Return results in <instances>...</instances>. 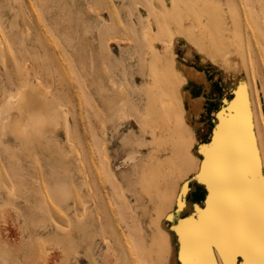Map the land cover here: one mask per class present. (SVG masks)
Instances as JSON below:
<instances>
[{
	"label": "rangeland",
	"instance_id": "374dc122",
	"mask_svg": "<svg viewBox=\"0 0 264 264\" xmlns=\"http://www.w3.org/2000/svg\"><path fill=\"white\" fill-rule=\"evenodd\" d=\"M195 26L201 40L213 32L224 40L232 65L211 62L190 44ZM182 27L185 37L172 35ZM166 31L175 35L174 69L203 74L211 112L223 107L218 98L229 100L251 81L264 142V0H0V109L11 98V109L0 112V264H158L156 228L168 204H156L146 177L170 166L160 103L171 89ZM30 84L48 91L34 88L50 105L41 117L28 112L40 117L37 125L13 106ZM106 95L124 96L115 101L119 118L104 115ZM215 116L190 119L201 145L212 142ZM161 194L173 195L167 187ZM49 216L64 233H77L73 242L58 241Z\"/></svg>",
	"mask_w": 264,
	"mask_h": 264
},
{
	"label": "bare ground",
	"instance_id": "6f19581e",
	"mask_svg": "<svg viewBox=\"0 0 264 264\" xmlns=\"http://www.w3.org/2000/svg\"><path fill=\"white\" fill-rule=\"evenodd\" d=\"M181 18L178 19L182 23L184 18ZM176 20L171 21L174 23L173 27H181L183 23L178 25V20ZM169 28L171 30V26ZM182 29L184 27L179 31L174 29L176 32L171 33L178 36ZM196 30H198L196 26L191 32L186 30L188 33L187 39L191 45L210 59L211 62L219 65L222 62L226 65H232L227 55L235 54H230V48L224 44L223 39L222 41L218 40L216 34V41L214 32H210L212 35L210 34L211 36H209L208 34V37H211V40L207 36L201 40L193 34ZM169 31H166L168 38L164 40L167 45L164 68L166 70L167 87L174 91L171 89L169 92L167 91L168 93H165V96H168L166 98L167 101L163 102L160 100V103L162 102L167 135L170 138L171 151L168 156L170 166L164 168L165 173L161 176L157 172L150 170L146 177L148 192H150L149 194H151L156 204L159 205L162 202L168 204L163 208L162 213L165 216L160 218L161 220L156 228L162 242V246L158 247L159 259L157 260L159 262H156L158 264H202V262L228 264L225 260V256L229 254V249L226 245L232 244L243 247L247 255L233 256L231 264H259L260 248L262 242H264V233H262L261 228L259 190L260 179L264 177V142L262 140V130H260L262 124L261 114L253 84L251 81H244L232 92V98L229 100L222 99V97L218 98L219 102L223 103V107L220 112L213 110L211 113L213 115L217 114V117L215 116L216 119H213L215 127L213 129L212 142L201 145L198 141V131L196 128L191 127L189 123L190 119L191 121L199 122L205 114H209L207 106L203 108V103L207 96L205 94V85L202 83L206 82L203 74L195 71L177 72L174 69L175 62L173 58L175 57L170 59L168 54L172 47V38L175 35H171V38ZM183 34L180 36H184ZM213 35L216 42L213 40ZM10 41L12 48L14 40ZM152 46L153 44L150 41V47ZM240 50L242 51V49ZM1 55L0 58L4 60ZM2 62L4 63V61ZM3 63L1 64L3 65L2 68L5 66ZM236 68L239 67L237 66ZM159 69V65L154 66L155 72L158 73ZM245 73H247V76L248 70ZM27 75L25 76L26 78ZM22 81H25V79ZM197 82L200 85H197ZM185 85L187 87L186 90H184ZM26 86L28 85L26 84ZM31 86L30 88L27 87V89L23 88L25 90L18 91L15 105L13 104V106L17 109V113H28L34 110L36 112L39 111L38 115L41 117L40 111L48 110L50 106L42 102L41 99L43 97L41 99L39 97L47 89L39 87L45 90H41V92L35 86L39 90L38 92H41L38 95L35 91L36 88L33 85ZM114 88L116 89L117 86ZM223 88L226 92L229 87L223 86ZM9 99L11 98L9 97L6 100L3 110L0 109L2 114H6L9 108L11 109ZM120 99H117L120 101L119 103H122L123 100L125 101L124 96L123 98L120 97ZM101 100H103L102 107L106 117L112 115L118 117L120 115L118 114L120 107L117 108L115 106V101H117L115 97L112 98L106 95V97L102 96ZM56 101L58 102V100ZM57 102L53 101L54 105ZM208 105L210 104L208 103ZM54 109L56 108L54 107ZM54 109L52 108L53 111ZM49 112L51 114L52 111ZM45 115L47 114L45 113ZM26 116L31 118L29 120L36 125L40 123V117H34L30 113L26 114ZM66 123L65 125L67 126L68 123ZM41 138V136H36L35 142L38 140L40 142ZM198 147L202 157L197 154L198 152H194ZM253 160L256 162L255 172L254 175L250 176L249 168ZM167 175H174V180L168 179ZM163 187L172 190L173 195L169 199L162 196ZM49 221L60 243L69 245L77 237V233L73 229L64 233L60 230L59 223L52 217H50ZM166 221H170L168 226H165L164 222ZM77 225L81 226L83 224L78 223L75 226ZM209 238L214 242L207 246V251H204ZM147 258L146 261L149 262Z\"/></svg>",
	"mask_w": 264,
	"mask_h": 264
},
{
	"label": "snow or ice",
	"instance_id": "6c2138e0",
	"mask_svg": "<svg viewBox=\"0 0 264 264\" xmlns=\"http://www.w3.org/2000/svg\"><path fill=\"white\" fill-rule=\"evenodd\" d=\"M256 162L255 160L251 161L250 168H249V175H254L255 172ZM259 190H260V215H261V228L262 233H264V177L260 179L259 183ZM214 241L209 238L205 245L204 251H207V246ZM229 249V254L225 256V260L228 264H231V259L233 256L236 255H247V252L243 247L228 244L226 245ZM202 264H208V262H202ZM210 264H214V262H210ZM259 264H264V242L261 244L260 253H259Z\"/></svg>",
	"mask_w": 264,
	"mask_h": 264
},
{
	"label": "crops",
	"instance_id": "0c3cea01",
	"mask_svg": "<svg viewBox=\"0 0 264 264\" xmlns=\"http://www.w3.org/2000/svg\"><path fill=\"white\" fill-rule=\"evenodd\" d=\"M209 87H211V86H209ZM206 88V87H205ZM208 89H206V91H205V94H206V96H207V98H205V100H204V103H203V108L205 107V106H207V111H208V113L209 114H211L212 112H211V110H210V105H208V103L210 104V100H209V96H208ZM216 95V94H215ZM199 96V95H198ZM214 103H216V100H215V98H214V100H212ZM203 112H204V110H203ZM204 114H205V112H204Z\"/></svg>",
	"mask_w": 264,
	"mask_h": 264
}]
</instances>
